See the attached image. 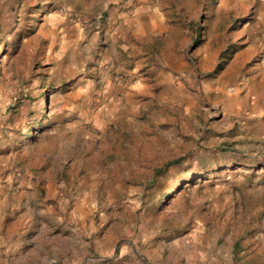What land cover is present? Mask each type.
I'll list each match as a JSON object with an SVG mask.
<instances>
[{"label": "rangeland", "instance_id": "obj_1", "mask_svg": "<svg viewBox=\"0 0 264 264\" xmlns=\"http://www.w3.org/2000/svg\"><path fill=\"white\" fill-rule=\"evenodd\" d=\"M0 201L18 264H264V0H0Z\"/></svg>", "mask_w": 264, "mask_h": 264}, {"label": "crops", "instance_id": "obj_2", "mask_svg": "<svg viewBox=\"0 0 264 264\" xmlns=\"http://www.w3.org/2000/svg\"><path fill=\"white\" fill-rule=\"evenodd\" d=\"M4 205L0 201V264H18L21 261L20 254L31 251V246L28 245L31 236L20 228L22 220H19L13 212H3ZM50 238L52 237H48Z\"/></svg>", "mask_w": 264, "mask_h": 264}, {"label": "trees", "instance_id": "obj_3", "mask_svg": "<svg viewBox=\"0 0 264 264\" xmlns=\"http://www.w3.org/2000/svg\"><path fill=\"white\" fill-rule=\"evenodd\" d=\"M32 124H33V123H31L30 126H31ZM177 162H178V161H177ZM177 162H172V163H170L169 165H171V164H175V163H177ZM160 173H161V170H157V171L155 172V175H158V174H160ZM164 198H166V197H164ZM164 198H163V199H164ZM162 202H163V200H162ZM162 202H161V203H162Z\"/></svg>", "mask_w": 264, "mask_h": 264}]
</instances>
